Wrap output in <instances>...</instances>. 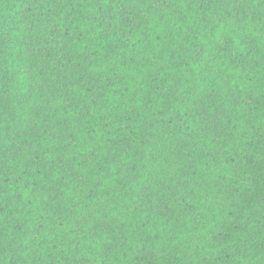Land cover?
Instances as JSON below:
<instances>
[{"label":"trees","instance_id":"obj_1","mask_svg":"<svg viewBox=\"0 0 264 264\" xmlns=\"http://www.w3.org/2000/svg\"><path fill=\"white\" fill-rule=\"evenodd\" d=\"M0 264H264V0H0Z\"/></svg>","mask_w":264,"mask_h":264}]
</instances>
